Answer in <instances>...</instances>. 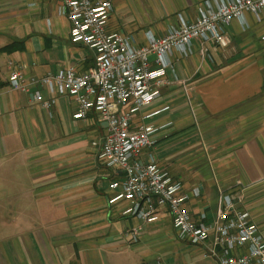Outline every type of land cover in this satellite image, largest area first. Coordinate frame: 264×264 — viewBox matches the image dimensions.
Masks as SVG:
<instances>
[{
  "label": "crops",
  "instance_id": "crops-1",
  "mask_svg": "<svg viewBox=\"0 0 264 264\" xmlns=\"http://www.w3.org/2000/svg\"><path fill=\"white\" fill-rule=\"evenodd\" d=\"M107 1V32L142 46L146 31L164 35L177 14L192 20L200 0ZM58 6L59 0H0V264H215L175 238L165 208L146 223L125 213L128 202H110L109 184L119 177L98 157L105 130L94 113L74 119L69 96L56 97L47 111L10 88L14 65L27 81L93 65L87 49L70 43ZM244 21L229 24L230 44L220 52L198 41L184 60L173 52L177 79L132 124L157 128L143 162L151 154L184 192L199 189L187 202L192 214L211 219L221 191H239L264 239V19L246 14Z\"/></svg>",
  "mask_w": 264,
  "mask_h": 264
},
{
  "label": "built area",
  "instance_id": "built-area-1",
  "mask_svg": "<svg viewBox=\"0 0 264 264\" xmlns=\"http://www.w3.org/2000/svg\"><path fill=\"white\" fill-rule=\"evenodd\" d=\"M57 13L67 21L70 43L87 49L93 65L83 71L76 64L69 65L38 81L25 80L24 68L14 65L7 78L10 88L28 94L31 103L47 111L55 105L56 97L69 96L77 106L74 119H82L89 112L97 116L105 130L98 157L120 178L109 184V190L115 192L110 202H128L126 214L152 223L158 219V210L165 208L175 238L197 248L202 257L215 264H264V239L243 209L241 192L222 190L219 209L211 219L204 213L192 214L187 202L189 197L199 196V189L184 192L181 184L156 165L151 154L143 162L141 156L153 147L157 128L132 124L134 114L177 79L170 60L173 52L178 60H184L191 56L195 41L225 48L232 21L244 25L249 14L256 23L262 22L264 0H201L192 20L177 14L176 22L164 35L146 31L142 46H135L125 34L107 32V0H59ZM260 41L264 43V34ZM35 85L40 89L31 91ZM166 109L146 114L143 119Z\"/></svg>",
  "mask_w": 264,
  "mask_h": 264
},
{
  "label": "rangeland",
  "instance_id": "rangeland-1",
  "mask_svg": "<svg viewBox=\"0 0 264 264\" xmlns=\"http://www.w3.org/2000/svg\"><path fill=\"white\" fill-rule=\"evenodd\" d=\"M201 1V0H200ZM229 44H230V42H229ZM229 44L225 47V48H223V49H220V48H216L215 46H213V45H209V46H211L212 47V50H214V52H217V51H221V50H224V49H226V48H228V46H229ZM162 170V169H161ZM174 180V179H173ZM174 182H177L176 180H174ZM179 183V182H178ZM180 184V183H179ZM200 192V191H199ZM199 195H200V193H199Z\"/></svg>",
  "mask_w": 264,
  "mask_h": 264
},
{
  "label": "trees",
  "instance_id": "trees-1",
  "mask_svg": "<svg viewBox=\"0 0 264 264\" xmlns=\"http://www.w3.org/2000/svg\"><path fill=\"white\" fill-rule=\"evenodd\" d=\"M11 49H12V45H9V46H7L5 48H2L1 51L9 52Z\"/></svg>",
  "mask_w": 264,
  "mask_h": 264
}]
</instances>
